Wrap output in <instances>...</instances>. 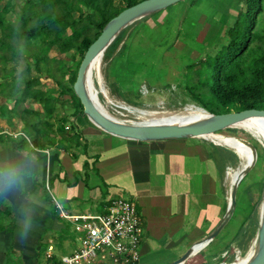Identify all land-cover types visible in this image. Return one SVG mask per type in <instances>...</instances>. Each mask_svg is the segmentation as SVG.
<instances>
[{
  "label": "crops",
  "instance_id": "obj_1",
  "mask_svg": "<svg viewBox=\"0 0 264 264\" xmlns=\"http://www.w3.org/2000/svg\"><path fill=\"white\" fill-rule=\"evenodd\" d=\"M237 8L233 0H182L136 20L126 27L108 57L109 77H115L111 85L137 94L142 85L146 89L156 86V91L177 84L184 87L186 66L224 42L228 20ZM0 99L8 112L0 115V135L12 138L0 142V264H39L44 243L47 264L62 263L51 253L53 243L70 244L63 257L74 252L79 234L67 220L74 234H64L68 226L53 199L69 214H97L127 192L142 229L136 264H173L189 248L208 239L222 222L219 234L200 250L196 247L197 252L184 264H208L198 257L217 238L225 241L234 213L224 222L229 193L224 164L215 154L221 150L217 145L204 138L142 142L111 136L73 107L60 109L71 103L64 95L48 118L55 129L60 126L58 120L62 122L63 138L56 135L54 146L38 150L30 143L32 133L24 128L20 115L25 107L42 113L41 106L28 99L12 112L17 97L10 104ZM76 134L80 144L72 138ZM22 137L29 142L24 147L19 145ZM258 201L252 204V212Z\"/></svg>",
  "mask_w": 264,
  "mask_h": 264
},
{
  "label": "trees",
  "instance_id": "obj_2",
  "mask_svg": "<svg viewBox=\"0 0 264 264\" xmlns=\"http://www.w3.org/2000/svg\"><path fill=\"white\" fill-rule=\"evenodd\" d=\"M0 1H5L0 9V75L15 74L13 87L21 96L12 112L28 99L41 106L42 113L22 108L20 118L32 133L29 139L34 149L45 150L55 145L56 135L63 138L62 124L55 129L48 121L59 97L68 95L75 111L83 115L72 86L85 52L112 18L143 0H22L13 19L6 16L19 0ZM233 1L238 5L237 13L227 25L224 42L186 66L184 74L186 93L201 102L196 107L215 115L221 113L209 107L223 106L226 113L264 110V0ZM92 29L95 33L90 36ZM126 30L117 35L105 57L113 54ZM53 50L56 54L51 55ZM14 96L0 87V98L13 100ZM72 138L80 144L78 134ZM5 139L8 136L0 135V142ZM28 143L24 137L19 140L21 147ZM219 153L217 159L223 164H236L238 159L232 151L221 148ZM243 232L242 225L237 235Z\"/></svg>",
  "mask_w": 264,
  "mask_h": 264
},
{
  "label": "rangeland",
  "instance_id": "obj_3",
  "mask_svg": "<svg viewBox=\"0 0 264 264\" xmlns=\"http://www.w3.org/2000/svg\"><path fill=\"white\" fill-rule=\"evenodd\" d=\"M222 1V0H218ZM4 2H0V9L3 7ZM19 4H22V0H19L16 2V8L14 9L13 12L8 14L6 16L7 19H13L15 13L18 10ZM231 21V19L228 20V24ZM95 33V30L92 29L89 32V35L92 36ZM51 54H53L51 52ZM78 59V56L76 57ZM108 66H109V58L103 56L102 59V64H101V69H100V78H94V85L96 87V92L99 93L98 97L102 103L106 106L107 111L114 117L117 118V120L131 124V123H139L141 121L138 120L136 117V114L129 112L125 108L120 107L118 104L116 106H111L106 103L104 98L102 97L101 93L99 92V89L102 86L108 91L110 96L121 103H124L126 108L128 107H133V108H138V109H147V110H157V111H172V110H178V109H183L190 107L191 105H201V102L192 98V97H184L179 93L185 92V87H183L180 84H177L175 88H165V89H160L159 91L157 87H151V88H145L144 85L139 87V94L134 93V91H128V89H116L114 86L111 85L112 79L115 77H109V74L112 72L108 71ZM1 70V69H0ZM102 71V72H101ZM15 74L12 73H3L0 75V78H2L3 82L0 81V87L1 89H5L6 92L10 94H14L17 98L20 94L16 93L17 89H14V83L16 82L14 79ZM5 78V79H3ZM1 80V79H0ZM113 81V82H114ZM113 84V83H112ZM136 88V87H135ZM187 94V93H186ZM14 96V97H15ZM21 96V95H20ZM19 96V97H20ZM62 100H65L66 98H61ZM11 100H5L8 104L11 103ZM3 100L0 99V102ZM67 101V100H66ZM65 106H62L60 109H68L70 108L73 110V104L72 103H65ZM64 107V108H63ZM73 107V108H72ZM119 107V108H118ZM199 107V106H198ZM6 107L1 103L0 104V115L3 114V112H7L5 109ZM126 110V112L124 111ZM111 110V112H110ZM209 110L214 111L215 113H226L227 109L223 106H211L209 107ZM123 114V116H122ZM7 115V114H5ZM51 121V120H50ZM59 121V124L62 122ZM52 122V121H51ZM72 123V122H71ZM232 130L236 131H229L227 129L222 130L220 132H217L216 135L219 139H222L225 143L236 146L242 150H245L247 156L249 159L251 158L250 162V168L248 173L244 176L241 183L238 184L237 186V198H236V207L233 210L232 217L229 219V224L227 226V235L225 241H222L217 238L215 241L211 243V245L206 248V250L198 257L200 259H206L208 264H229L234 262L236 255L240 254L243 255L247 249L249 248L250 244L252 243L256 233L257 228L254 230V227L258 226V216H257V209L258 206L262 200V192H263V185H264V145L262 144L261 139H259L255 134L238 129V128H231ZM70 130L71 127H70ZM7 137V136H4ZM9 139H5L8 141H11L12 138L8 136ZM21 138H19L20 140ZM208 141H210L212 144L217 145L218 148L226 149L223 146H220L218 143L210 140L209 138H204ZM15 141V139H14ZM13 142V141H12ZM71 142V141H70ZM215 154H217V157L219 156V151L218 149L215 150ZM239 161H236V164L231 165L228 162H225L224 169H223V177L224 180L228 186V173L230 172L231 169L233 168H239ZM101 174V173H100ZM114 176V175H113ZM112 178V176H111ZM245 190H250V192L245 191ZM127 193V192H126ZM121 194L122 199L131 201L135 203L133 200H130V197L128 194ZM258 198L260 199L258 201ZM256 207L254 208L252 212V204L257 202ZM55 210V209H54ZM250 218V219H249ZM252 221L250 223L248 221ZM68 228L65 229L64 234H66L67 237L72 236L73 229L69 226V222L62 220ZM245 221V232L240 233L236 237H232L234 235V232L238 230V227L241 226V224ZM69 223V224H68ZM237 232V231H236ZM251 234V235H250ZM248 236H251L248 238ZM74 241L76 242L75 235ZM232 237V238H230ZM249 239V240H247ZM231 245V243H233ZM54 246V251L51 253H54V259L56 261L58 260H63L65 257L64 255H67V249L70 248V244L66 243L64 245H60L57 243H53ZM64 247V248H62ZM215 248V249H214ZM46 250H47V245L44 243V250L41 253V257L39 258L40 263L39 264H47L49 263L48 259L46 258ZM227 250V251H226ZM222 251H226L224 256L220 255L222 254ZM222 254V255H223ZM214 255L219 256L215 261L210 260V258ZM9 258L11 259V253L8 254ZM98 259H100V255L98 254ZM47 261V262H46ZM62 262V261H61ZM104 262L106 264H112V260L107 254L105 253V259ZM8 264L9 261H8Z\"/></svg>",
  "mask_w": 264,
  "mask_h": 264
},
{
  "label": "water",
  "instance_id": "obj_4",
  "mask_svg": "<svg viewBox=\"0 0 264 264\" xmlns=\"http://www.w3.org/2000/svg\"><path fill=\"white\" fill-rule=\"evenodd\" d=\"M180 1L182 0H143L124 9L105 25L100 35L85 52L78 67L77 76L72 88L82 106L83 115H85L87 119L101 131L121 139L142 142L181 138H206L209 135L216 136V133L222 130L234 128L237 124L246 119L252 117H264V110L258 109H247L239 112L215 115L210 114L203 108H199L207 113L208 116L195 122L128 124L112 120L95 105L91 95L88 94L86 89V72L92 61L100 54L104 56L107 48L111 45L117 35L127 26L138 19ZM243 178L244 176L239 178L232 193V207H230V210L232 211L235 208L237 186ZM262 199V216L260 220L258 219L257 232L254 237L257 251L245 264H264V185ZM231 214L229 212L227 213L224 222L228 220ZM223 225L224 223L222 222L218 228L210 234L208 239L189 248L185 254L173 264H184L196 252V247H202L203 244H207L210 240L214 239L219 234Z\"/></svg>",
  "mask_w": 264,
  "mask_h": 264
},
{
  "label": "built area",
  "instance_id": "obj_5",
  "mask_svg": "<svg viewBox=\"0 0 264 264\" xmlns=\"http://www.w3.org/2000/svg\"><path fill=\"white\" fill-rule=\"evenodd\" d=\"M53 203L79 234L78 247L61 264H106V252L112 264L137 263L142 229L133 202L117 198L97 214H69L56 199Z\"/></svg>",
  "mask_w": 264,
  "mask_h": 264
},
{
  "label": "bare ground",
  "instance_id": "obj_6",
  "mask_svg": "<svg viewBox=\"0 0 264 264\" xmlns=\"http://www.w3.org/2000/svg\"><path fill=\"white\" fill-rule=\"evenodd\" d=\"M103 56L100 54L98 55L90 64L89 68L86 72V89L88 94L91 95L95 105L108 117H110L112 120L116 122H121L117 120L116 117L112 116L106 109V106L104 103H102L98 97V94L96 92V87L94 85V78H100V69L102 64ZM102 72V71H101ZM99 92L103 95L104 100L108 105L116 106L118 104L120 107L125 108L131 113L136 114V117L138 118L139 123H165V124H171V123H189V122H195L202 120L208 116L207 113L202 111L196 106H190L187 108L179 109V110H172V111H157V110H147V109H138L133 107L126 108L124 103L118 102L114 100L108 91L102 86L99 89ZM119 108V107H118ZM124 111L126 112V110ZM111 112V110H110ZM123 116V114H122ZM238 129H242L248 132H251L255 134L259 139H261L262 143L264 144V117H252L249 119H246L239 124L236 125ZM210 140L218 143L220 146L225 147L227 150L232 151L238 161H239V168H233L228 173V193H229V213L231 214L232 210H230V207H232V193L234 191V188L236 187V184L240 177L245 176L250 168L251 162L249 161L247 155L239 150L238 148L229 145L222 141V139H219L216 136H207ZM263 200V199H262ZM257 216L260 220L262 216V201L260 202L258 209H257ZM256 233V232H255ZM205 244L202 245V247H199L198 250L203 248ZM197 252V250H195ZM257 251L256 241L253 239L252 243L250 244L247 251L243 254H237L236 259L234 262L229 264H245Z\"/></svg>",
  "mask_w": 264,
  "mask_h": 264
}]
</instances>
